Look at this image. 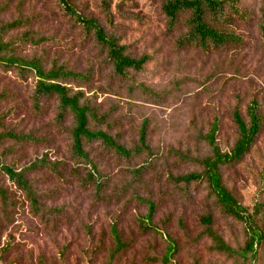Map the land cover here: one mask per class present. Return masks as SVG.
Segmentation results:
<instances>
[{"label": "rangeland", "instance_id": "1", "mask_svg": "<svg viewBox=\"0 0 264 264\" xmlns=\"http://www.w3.org/2000/svg\"><path fill=\"white\" fill-rule=\"evenodd\" d=\"M161 2L113 0L114 26L110 27L101 14L99 0H72L77 12L98 20L129 55L150 58L142 73H130L125 82L112 76L93 42L58 0H0V20L30 21L5 37L16 58H36L46 70L56 64L90 76L85 86L72 83L68 87L82 91L102 113H111L110 128L104 129L127 148L138 142V129L147 122V140L154 152L171 148L204 157L210 148L199 137L217 124L216 141L222 151H229L237 134L231 116L234 109L245 116L246 108L256 101L264 115V34L258 26L264 0H240L241 7L254 17L253 22L235 25L243 45L211 53L178 48L179 34L167 32ZM37 80L34 73L0 68V134L5 130L31 134L42 141L39 145L1 141L0 158L4 165L17 170L45 157L52 163H67L60 167L61 179L46 169L29 174L36 189L45 194L46 208L59 211L48 223L33 216L22 194L0 174V185L16 192L25 207L18 209L14 223L0 236V264H40V258L46 264H161L156 259L165 254L169 241L178 248L171 264H193L195 259L200 264H232L208 252L209 241L193 245L185 234L195 238L201 231L200 216L209 212L219 234L238 248L244 244L243 226L222 217L206 201L202 187L192 188L189 198L171 189L161 162L155 172L149 170L138 181L125 162L92 146L90 154L97 169L107 177L106 197L97 199L93 189L84 188L69 171L70 140L54 123L56 103L46 101L37 114L32 111L31 95ZM141 86L155 94H144ZM139 162L135 160L131 170ZM173 163L171 159L168 169L175 174L196 169L188 165L175 168ZM222 173L226 186L246 209L264 202V131L243 161L222 168ZM145 199L157 204L152 225L158 234H142L140 230L148 214ZM112 227L130 246L110 260ZM257 264H264V249L259 250Z\"/></svg>", "mask_w": 264, "mask_h": 264}, {"label": "trees", "instance_id": "2", "mask_svg": "<svg viewBox=\"0 0 264 264\" xmlns=\"http://www.w3.org/2000/svg\"><path fill=\"white\" fill-rule=\"evenodd\" d=\"M63 11L80 26L86 38L91 40L98 50L103 63L111 71L112 76L125 82L130 73H142L150 63V58L141 56L133 57L127 53L119 39L110 33L98 20L82 15L72 6V0H58ZM123 3L124 0H121ZM113 0H99V8L106 23L114 26V14L112 13ZM3 11L0 8V13ZM161 13L167 22L168 33H178L177 46L179 49L197 48L204 53L224 51L230 47L236 48L243 45V38L237 32L235 25L254 21L253 15L243 9L240 0H162ZM30 21L17 19L10 22L0 20V68L6 71L18 70L21 74L34 73L38 78L31 95L32 111L37 114L42 109L44 102L56 103L55 125L69 136V171L77 177L84 188L95 191V197L105 199V190L108 187L107 177L100 174L97 164L90 154V147L97 145L104 153L114 156L119 161L125 162L128 171L134 180L141 181V177L149 170L155 172L161 162L166 167L167 184L182 197L189 198L192 188L202 187L206 192V201L213 205L219 214L243 226L244 244L233 248L215 229L213 216L208 212L199 218L201 231L191 239L185 234L191 244H198L202 240L211 243L207 250L210 253L225 257L232 264H257L259 250L264 249V202L255 203L252 210L246 209L226 186L222 168L239 165L243 159L255 148L257 140L264 131V115L262 107L252 101L246 108L243 116L238 108L232 112V121L237 128L235 142L229 151H222L216 141L218 131L217 124H213L206 136L200 135L199 139L206 142L210 153L204 157H193L188 152L176 149H168L166 152H154L148 143L147 126L144 122L138 129V142L131 148H127L113 137L109 131L111 113H102L85 98L82 91L74 92L72 83L85 86L90 76L68 70L66 66L56 64L46 70L40 59H18L11 53L10 44L5 42V37L12 31L21 29ZM259 29L264 34V10L258 23ZM140 90L147 95L155 92L144 86ZM158 96V95H157ZM3 97V96H1ZM68 127H65V124ZM12 141L17 144H41L38 137L31 134L3 131L0 134L1 141ZM9 148L8 151H13ZM173 166L188 165L196 169L186 174H175L168 169L170 160ZM140 160L131 170L132 163ZM61 166H68L65 162H50L47 157L36 160L21 170L6 166L0 158V174L6 176L14 185L16 191L23 196L29 211L35 217L46 219L50 222L51 216L59 210H48L44 204V193L36 189L35 183L30 179L31 172L46 169L55 174L59 179L63 178ZM89 169V170H88ZM94 170V173L91 171ZM86 172V174H82ZM96 174V175H95ZM157 177L158 174L155 173ZM137 199L139 197L135 195ZM16 192L5 189L0 185V236L14 223V216L23 206ZM140 200V199H139ZM148 207L146 220L141 221L142 234H158L156 227L152 225V217L157 210V204L149 199L143 201ZM24 207V206H23ZM25 208V207H24ZM111 239L114 249L110 252L109 259L122 251L129 249L130 243L123 240L116 227L111 229ZM8 247L3 250L7 253ZM177 245L169 241L167 250L161 258H157L161 264L172 263V257L177 252ZM40 264H46L43 258ZM110 264V263H107ZM193 264H200L195 259Z\"/></svg>", "mask_w": 264, "mask_h": 264}]
</instances>
